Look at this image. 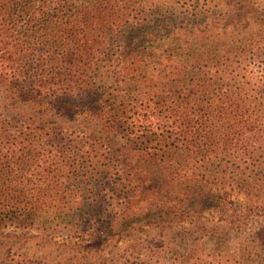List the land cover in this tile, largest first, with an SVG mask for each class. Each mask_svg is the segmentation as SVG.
I'll return each mask as SVG.
<instances>
[{"label": "trees", "instance_id": "16d2710c", "mask_svg": "<svg viewBox=\"0 0 264 264\" xmlns=\"http://www.w3.org/2000/svg\"><path fill=\"white\" fill-rule=\"evenodd\" d=\"M220 4L176 26L173 0H0V228L70 219V240L29 238L47 264H137L142 243L126 256L109 233L215 205L222 183L262 210L264 240V0ZM37 163L49 179L29 193ZM86 192L116 195L111 219Z\"/></svg>", "mask_w": 264, "mask_h": 264}, {"label": "rangeland", "instance_id": "374dc122", "mask_svg": "<svg viewBox=\"0 0 264 264\" xmlns=\"http://www.w3.org/2000/svg\"><path fill=\"white\" fill-rule=\"evenodd\" d=\"M219 1L209 3L214 7H208L205 6L204 0H173L174 6L169 5L167 8L169 22L176 26H181L184 22L190 23L199 11H204L206 8L220 10L222 4L216 5ZM252 63V71L264 74V62ZM76 176L75 189H78L76 190L78 193H82L89 186L90 175L79 170ZM48 179V173L41 164L37 163L18 180V186L31 193L38 187L44 186ZM64 180L65 178L62 182ZM215 187L220 195L215 205L188 211L194 207L181 208L182 206L178 204L171 206L174 216L171 220L164 221L150 217L143 224H138L139 228L130 233L123 232L119 228L112 231L109 236L113 239L114 248L110 251L118 250L123 253L124 249L132 246L136 240L142 245L137 248L131 247L134 249L133 255L129 256L131 250H127L124 254L137 264H264V240L260 239L258 234L262 222V210L252 208L253 206L247 203L244 194L237 186L218 183ZM86 193L87 198H92L96 205L103 203L107 207L103 218L111 219L115 208L114 204H109L112 200L109 201L107 197H116V195L110 194L106 197L103 194L102 197L98 195L92 197L88 192ZM73 202L72 198L70 204L72 209L76 206ZM100 217L102 215L96 216L98 219ZM50 225L53 231H47L48 226L41 230L42 232L38 231V228L1 227L0 264L6 261L7 253H10L11 247L14 246H18V256L25 258L29 264H47V259L43 257L39 245L32 243V246L36 247L32 248L31 244H28L31 241L29 238L37 239L35 242L42 243L38 239L45 236L43 243L46 240H53V245L55 242L72 239L67 229L70 219L65 222L52 221ZM90 233H86L84 237L90 239ZM160 241L161 243L165 241L161 248L162 252H158L154 246ZM151 242L155 243L151 244ZM44 250L46 255L51 257L61 254L57 246Z\"/></svg>", "mask_w": 264, "mask_h": 264}]
</instances>
